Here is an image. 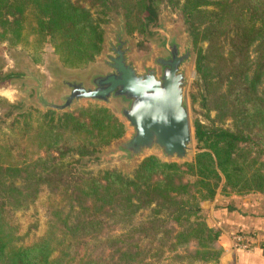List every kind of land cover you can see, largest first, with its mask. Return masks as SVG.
<instances>
[{
    "label": "trees",
    "instance_id": "1",
    "mask_svg": "<svg viewBox=\"0 0 264 264\" xmlns=\"http://www.w3.org/2000/svg\"><path fill=\"white\" fill-rule=\"evenodd\" d=\"M159 1L0 0V40L34 49L48 42L63 66L80 68L101 51L109 10L124 9L128 24L136 15L147 26ZM174 3L196 48L205 114L214 109L231 127L195 119L191 161L149 154L130 174L114 167L94 173L79 167L81 159L126 131L111 105L86 101L61 113L24 108L21 119L0 127V264H158L166 250L177 259L221 264L220 229L200 213L201 201H211L218 187L264 195V0ZM43 183L60 191L68 208L55 205L45 231L19 243L11 209L33 203ZM145 207L149 216L131 224ZM116 224L130 225L112 234ZM91 240L94 249L87 247Z\"/></svg>",
    "mask_w": 264,
    "mask_h": 264
},
{
    "label": "rangeland",
    "instance_id": "2",
    "mask_svg": "<svg viewBox=\"0 0 264 264\" xmlns=\"http://www.w3.org/2000/svg\"><path fill=\"white\" fill-rule=\"evenodd\" d=\"M174 1L175 0H160L157 9V18L155 21L150 22L147 26H143L136 15L130 17L128 24L124 9L109 10L105 20L101 21L104 36L102 49L92 63L80 68L63 66L58 60L57 55L54 53L52 45L48 42L42 44L39 48H36V50L31 45H13L7 40H0V127L7 130L12 118L17 116L19 119H21L22 116H20L18 112L26 107L28 108L30 105L36 106L42 111H45L36 100L34 89L28 86V84H33L34 80L25 76L27 74V67H29L34 73H40L42 75L44 94L48 98H56L57 95L64 89L58 80V73L65 72L83 77L90 68H97L101 70L106 69V66L102 61L104 52L106 51L105 40L107 36L113 37V28L117 29L119 27L118 24H120L122 21L124 24V36L128 38L129 56L138 67H141L142 63L144 62H152V57L155 54L163 53L164 50L158 45V43L164 35H175L182 47L183 45L189 44L191 58L185 64L187 74L185 95L192 137L188 159H193L195 151L197 150L193 136V121L195 119H199L205 123L213 122L214 124L231 127V119H216L214 109L209 111V117L205 114L206 109L201 104V94H205V88L200 75L195 69L196 48L194 46L192 37L189 35L182 11L174 3ZM181 1L182 0H180V2ZM225 41L222 45L224 50L227 48ZM206 44L207 42L204 41L203 46ZM250 52V57H253L254 50L251 49ZM7 72H12L15 74L11 76H5ZM29 80H32V82H29ZM86 101L91 100L83 99L79 103L73 104L71 110H73L76 106L84 104ZM14 103H17L19 107H13L12 104ZM111 106L117 113L116 105L112 103ZM128 130L129 128L126 126V131L121 137L113 139L109 143L102 145L98 152H96L95 156L83 157L80 161L81 164L79 167L84 170H90L94 173L99 172L101 169L114 167L127 174H130L141 161L140 159L142 157H139L131 162H126L117 157H112L109 160L107 159V153L113 149L118 140L127 134ZM177 162L183 161L180 160ZM16 182L18 181L16 180ZM230 194L231 193H223V191H220V187H218L213 199L216 196L225 197L229 196ZM209 201L210 200L201 201L202 210L200 213L204 217H206L205 214L209 209V205H207L206 202L209 203ZM55 205L62 206L64 209L68 208V203L64 199H61L60 191L51 190L47 184L43 183L40 185L38 195L33 203L27 207L11 209L10 219L16 228V234L18 236L17 241L19 243L26 244L32 242L34 239L40 236L48 225L49 219L52 215L53 207ZM149 214L150 207L142 208L132 216L130 222L131 224H138L139 222L145 220ZM129 225L130 224H116L114 226V228H116L110 232L112 234L120 233L121 231H124L126 228H128ZM87 247L94 249L92 240L87 245ZM184 249L185 247L178 248L182 255L186 254ZM95 251H97L96 248ZM157 263L208 264L198 260L190 261L188 256H182V258L177 259L172 254V251L169 250H166L164 253L159 255V261Z\"/></svg>",
    "mask_w": 264,
    "mask_h": 264
},
{
    "label": "water",
    "instance_id": "3",
    "mask_svg": "<svg viewBox=\"0 0 264 264\" xmlns=\"http://www.w3.org/2000/svg\"><path fill=\"white\" fill-rule=\"evenodd\" d=\"M123 25L121 21L117 29L113 28V37H106L102 59L105 70L90 68L83 77L60 72L58 80L64 89L56 98H48L42 75L27 67L25 76L34 80L28 86L34 89L44 110L51 108L57 113L71 110L83 99L115 104L129 130L107 153L108 160L117 157L131 162L149 154L168 161L191 160L192 137L185 95L189 44L182 47L175 35H164L158 43L163 53L138 67L129 56Z\"/></svg>",
    "mask_w": 264,
    "mask_h": 264
},
{
    "label": "crops",
    "instance_id": "4",
    "mask_svg": "<svg viewBox=\"0 0 264 264\" xmlns=\"http://www.w3.org/2000/svg\"><path fill=\"white\" fill-rule=\"evenodd\" d=\"M206 218L220 229L218 242L224 251L221 264H264V195L252 192L244 195L216 196L206 202ZM237 230L251 231V249H231L232 234Z\"/></svg>",
    "mask_w": 264,
    "mask_h": 264
},
{
    "label": "built area",
    "instance_id": "5",
    "mask_svg": "<svg viewBox=\"0 0 264 264\" xmlns=\"http://www.w3.org/2000/svg\"><path fill=\"white\" fill-rule=\"evenodd\" d=\"M253 234L248 232H235L232 234L231 249H251L253 247Z\"/></svg>",
    "mask_w": 264,
    "mask_h": 264
},
{
    "label": "flooded vegetation",
    "instance_id": "6",
    "mask_svg": "<svg viewBox=\"0 0 264 264\" xmlns=\"http://www.w3.org/2000/svg\"><path fill=\"white\" fill-rule=\"evenodd\" d=\"M29 82H32V80H29ZM26 87V86H25Z\"/></svg>",
    "mask_w": 264,
    "mask_h": 264
}]
</instances>
